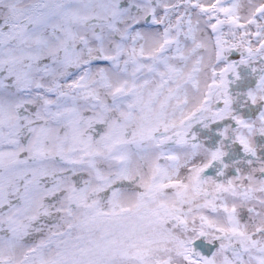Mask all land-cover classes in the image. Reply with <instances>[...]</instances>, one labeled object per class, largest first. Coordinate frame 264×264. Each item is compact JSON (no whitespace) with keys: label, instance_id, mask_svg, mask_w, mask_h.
Returning a JSON list of instances; mask_svg holds the SVG:
<instances>
[{"label":"snow or ice","instance_id":"snow-or-ice-1","mask_svg":"<svg viewBox=\"0 0 264 264\" xmlns=\"http://www.w3.org/2000/svg\"><path fill=\"white\" fill-rule=\"evenodd\" d=\"M0 264H264V0H0Z\"/></svg>","mask_w":264,"mask_h":264}]
</instances>
